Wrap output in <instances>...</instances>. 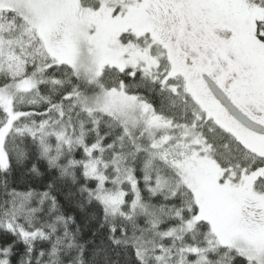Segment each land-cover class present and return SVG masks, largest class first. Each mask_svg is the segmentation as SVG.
I'll return each mask as SVG.
<instances>
[{"label": "snow or ice", "instance_id": "obj_1", "mask_svg": "<svg viewBox=\"0 0 264 264\" xmlns=\"http://www.w3.org/2000/svg\"><path fill=\"white\" fill-rule=\"evenodd\" d=\"M0 264H264V0H0Z\"/></svg>", "mask_w": 264, "mask_h": 264}]
</instances>
